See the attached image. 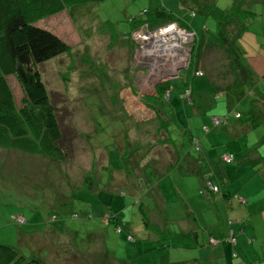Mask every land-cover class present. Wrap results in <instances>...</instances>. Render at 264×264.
<instances>
[{
  "label": "rangeland",
  "instance_id": "1",
  "mask_svg": "<svg viewBox=\"0 0 264 264\" xmlns=\"http://www.w3.org/2000/svg\"><path fill=\"white\" fill-rule=\"evenodd\" d=\"M206 2L103 0L77 4L67 12L36 22V26L56 35L69 47L67 52L38 66V71L50 104L58 115L64 145L71 159L69 162H48L0 149V244L15 249L25 260L39 259L44 264H119V259H126L131 264L140 252L146 257L151 256L146 249L131 251L132 243L121 239L115 225L109 224L107 219L116 217L124 232L128 230L136 241L146 240L147 234L154 235L145 228L138 210L139 203L146 204L151 198L147 185H143L146 179L155 181V184L151 183L157 187L154 190L161 193L164 207H169L168 220L186 203L179 190L182 195H200L204 190L200 184L195 191L191 187L183 189L174 178L178 176L161 178L157 171L161 163L146 162L139 167L141 175L146 177H137L136 160L167 157L165 148L160 145L165 135L158 131L152 137L148 129L130 135L133 129L140 130V124L126 112L125 106L135 112L132 105L140 107L142 100H147L148 105L160 111L168 135L177 147L188 150V138L183 131L190 130L204 139L200 143L201 154L209 157V152L212 158L227 152L228 134H221L218 144L205 138L224 127L231 131L236 107L228 108L227 103L231 100L225 97V91L217 100V90L208 77L196 76L193 100H200L210 108L202 116L194 115L184 99L181 100L183 81L180 71L187 66V59L184 65L181 64L183 57L167 62L166 72L153 69L149 72V80L146 72L140 71L134 63L129 20L142 15L145 10L163 7L178 18L189 16V22L194 25L196 20L192 15L200 17L198 11ZM219 5H222L221 0ZM142 17L146 18V15ZM127 38L130 42L125 41ZM135 61H138L136 55ZM157 76H163V82L171 80L168 99L165 96L151 98L156 84L161 81ZM256 77L257 83L251 87L253 92L258 88L259 79V89L262 83L261 77ZM140 78L147 80L148 86L146 82L140 86ZM133 79H136L134 85L142 97H139L140 102L137 99V104L128 106L130 94L123 89L135 92ZM7 82L19 105L23 95L21 88L13 76H9ZM237 110L243 112L245 106L240 104ZM151 115L150 112L146 116L137 114V118L147 119ZM210 115H228L229 125L213 127ZM158 123L156 120L155 125ZM203 126L209 128L208 133L202 132ZM263 133L264 126H260L248 139L254 141ZM148 143L155 147L147 146ZM230 165L237 166V159ZM156 171L158 175L154 173ZM18 217L25 222L19 224Z\"/></svg>",
  "mask_w": 264,
  "mask_h": 264
},
{
  "label": "crops",
  "instance_id": "2",
  "mask_svg": "<svg viewBox=\"0 0 264 264\" xmlns=\"http://www.w3.org/2000/svg\"><path fill=\"white\" fill-rule=\"evenodd\" d=\"M219 1L207 0L206 4L201 5L202 8L198 11L200 17L192 15L196 23L193 25L187 18L188 24L191 31L196 34L200 32L209 33L223 41L231 54H239L245 58L246 65L255 77H261L260 89V79L258 78V90L255 89V92H250V96L254 97L255 101L258 100L257 111L262 124L253 127L250 126L249 121L232 116L231 131L228 127H224L221 131L212 133L205 138L209 142L218 144L217 142L221 140V134L226 132L228 134V141L225 143L227 152H221L216 158H212L207 152L209 157H205L201 154L202 149L200 148L199 153L204 158L206 166L208 164L206 172L211 169L214 162L220 161L222 154H232L234 159H237V166L226 165L224 169L228 198H224L221 192L214 194L205 191L200 195H182L179 190L181 198L186 199V203L184 202L182 209L178 210L171 220H168L169 207H164L161 193L154 190L156 185L153 186L151 183L155 184V181L146 179L143 182V185H147L149 198H152L145 204L150 217V228L147 230L153 232L155 236L152 237L147 234V239L141 241H136L134 237V242H130L133 245L129 247L130 250L140 252L146 249L151 253V256L146 257L140 252L137 259L133 260L131 264H264V133L254 141L248 139L250 133L253 134L257 128L264 126V0H231V3L229 0H221V6ZM209 3H214L220 10H226L235 5L240 8L243 15L236 16L229 23L218 20L204 11L203 7L208 6ZM256 22L258 24L254 25ZM251 26L253 27L251 28ZM227 54L221 47L207 45L196 75L206 76L213 85H218L216 75L218 70L228 64L229 57ZM142 70L140 69V71ZM140 71L139 74L142 77L143 74ZM143 79L140 78V86H143L142 84L145 82L148 86L147 80ZM181 79L183 82L185 81L183 76ZM134 81L136 79H133L135 92L128 88L123 89L124 91L127 89L130 94L128 106L133 103L137 104V99L142 97L141 92L135 87ZM169 90L171 91V86ZM225 92H227L225 97L231 100L230 103H227L228 108L236 107L235 113H238L237 109L240 107L243 98V90L235 88L233 85L229 86ZM170 95L171 93L168 94L169 97ZM153 96L151 98L156 97L155 94ZM122 97L121 99L124 100ZM217 97L220 100L221 94H217ZM146 101L142 100L143 103H140V107H133L132 105V108L136 110L135 112L125 106L126 112L140 124V130L138 128L133 129L130 135L134 134L135 136L137 131L144 129L150 130L152 137L157 134L156 112ZM217 108L220 109L221 107L217 106ZM191 109L194 115L202 116L205 114L196 107ZM149 112L152 115L146 117L147 119L137 118V114L146 116ZM210 116L217 118L214 115ZM227 125H229V121L224 126ZM191 134L197 139V142L199 141L200 146L204 140L202 137L195 136L190 130L183 131V135L187 138ZM153 140L151 139V141ZM147 142L150 141L147 140ZM172 142L173 145L170 149L175 152L173 157L167 154L164 159L159 157H153V160L139 158L136 160L138 164L135 167L136 175L141 178L139 167H143L146 162L161 163L162 166L157 168L159 174L161 173L159 175L161 178L178 176L174 178L183 189L184 187H191L195 191L199 184L202 186L200 177L196 174L197 164H189L190 168L185 163V155L186 153L191 154L192 149L188 148L186 151L177 147L174 141ZM152 143L146 145H152ZM162 148L165 147L162 146ZM183 156H185L183 159L184 167L180 169L176 166L169 170V167L175 165L178 159H182ZM157 171L154 172L156 175H158ZM142 177H146V175L144 174ZM183 189L181 190L183 191ZM125 232L129 233L128 230ZM120 236L128 243L125 234ZM211 239L216 243L211 244ZM118 261L119 264H129L126 259H119Z\"/></svg>",
  "mask_w": 264,
  "mask_h": 264
},
{
  "label": "trees",
  "instance_id": "3",
  "mask_svg": "<svg viewBox=\"0 0 264 264\" xmlns=\"http://www.w3.org/2000/svg\"><path fill=\"white\" fill-rule=\"evenodd\" d=\"M101 1L103 0H0V149L15 151L30 158L48 162L70 161L69 150L64 145V132L58 115L50 104L47 90L38 71V66L67 52L69 47L56 35L39 28L35 24L47 17L64 11L67 12L74 5L88 2L99 3ZM203 9L216 19L228 23L233 21L236 16L243 15L240 8L235 5L226 10H220L214 3H209ZM142 15H146V18H143ZM142 15L129 20L131 32L141 25H147L149 28L154 29L169 23H176L182 29L191 31L187 19L190 18L189 16L178 18L170 10H166L163 7L152 11L145 10ZM125 41L130 42L128 38ZM207 45L223 48L229 57L228 64L218 70L219 72L216 75L219 83L216 86L213 85L215 90H217L216 95H220L229 86L234 85L235 88H240L244 93L240 104L246 107L245 111H238V113L234 114V117L249 121L250 126L253 127L262 124L257 111L258 100L256 99L257 101H255L254 97H252V100L249 99L250 92L253 93L251 87H255L257 83L255 75L246 65L245 58L242 55L231 54L223 41L214 35L211 36L209 33H195V39L190 51V62L182 74L185 81L183 82L181 100L184 99L187 107H196L202 113L209 111V105H203L200 100H193V80L197 76L196 74L201 65L200 61L203 59ZM131 46L134 48L133 43ZM9 76H13L21 88L23 95L19 105L16 103L7 82ZM170 86V81L159 84L156 87V97L165 96L168 99ZM186 93L187 95H185ZM247 99L248 102L246 101ZM155 112L156 120L159 121L157 129L165 135V140L160 145L165 147V154L173 157L175 152L170 149L172 148L173 140L167 134V126L160 118V111L155 110ZM227 116L217 117L220 122L217 125L213 123V127L226 125ZM204 127L206 126H203L201 130L207 133L209 128L206 127L207 131H205ZM75 133L74 137L76 138L78 134L76 131ZM75 138L73 139L75 140ZM188 138V148L192 149V153H186L185 163L188 167H190L189 164H197L196 174L200 177L202 189L204 192L207 191L214 194L221 192L224 198H228L224 169L226 165L234 162V156L232 154H222L220 161L214 162L211 169L206 172L208 164L206 166L204 158L199 153V141L197 142V139L192 134ZM167 147L170 148L167 149ZM223 155L231 156L232 161L230 163L223 162L221 159ZM185 156L182 159L179 158L175 165L169 167V170L176 166L180 169L183 168ZM208 183L212 187H216L217 191L213 192L209 188ZM138 208L145 222V228L149 229L150 217L146 205L139 203ZM107 222L114 224L119 234H125L116 217L107 219ZM125 235L129 243L134 242L133 235L130 233ZM0 264L44 263L34 258L25 260L15 249L0 244Z\"/></svg>",
  "mask_w": 264,
  "mask_h": 264
},
{
  "label": "built area",
  "instance_id": "4",
  "mask_svg": "<svg viewBox=\"0 0 264 264\" xmlns=\"http://www.w3.org/2000/svg\"><path fill=\"white\" fill-rule=\"evenodd\" d=\"M129 38L134 44V63L137 64V67L146 72L150 80L149 72L152 73L155 68H157V71L166 72L164 68H166L167 62L171 61V59L183 57L184 63L182 62L181 64L184 65L186 63L188 53H190L192 43L195 39V33L182 29L176 23H169L154 29L149 28L147 25H141L131 32ZM169 48H172L173 52H168ZM175 49H179L178 53L174 52ZM135 55L139 62L135 61ZM173 69L176 70V68ZM163 76H157V79L162 80L161 78ZM187 93L185 95H187ZM212 121L214 125L220 122L217 118H213ZM203 129L207 131L206 127ZM221 159L225 163H230L232 161V157L227 155H223ZM208 186L213 192L217 191V188L212 187L209 183ZM16 221L19 223L24 222L23 218L20 217L16 218ZM232 241L234 242L233 239ZM210 243L215 244L216 241L211 239Z\"/></svg>",
  "mask_w": 264,
  "mask_h": 264
},
{
  "label": "flooded vegetation",
  "instance_id": "5",
  "mask_svg": "<svg viewBox=\"0 0 264 264\" xmlns=\"http://www.w3.org/2000/svg\"><path fill=\"white\" fill-rule=\"evenodd\" d=\"M186 67H188V65L185 66V67H183V69H185ZM183 69H181V71H180V69H179V71H180L181 74H183V72L186 70V69H185V70H183ZM164 80H165V79H164ZM166 82H167V81H166ZM160 83H163V80H161ZM156 86H158V85H156ZM154 94L156 95V90H155Z\"/></svg>",
  "mask_w": 264,
  "mask_h": 264
},
{
  "label": "water",
  "instance_id": "6",
  "mask_svg": "<svg viewBox=\"0 0 264 264\" xmlns=\"http://www.w3.org/2000/svg\"><path fill=\"white\" fill-rule=\"evenodd\" d=\"M190 54V53H189ZM189 63V55H188V59H187V64ZM185 69H187V67L185 68ZM185 69H183V70H185ZM177 76H174V78H176ZM173 79V78H172ZM159 84H161L160 82L159 83H157L156 85H159Z\"/></svg>",
  "mask_w": 264,
  "mask_h": 264
},
{
  "label": "bare ground",
  "instance_id": "7",
  "mask_svg": "<svg viewBox=\"0 0 264 264\" xmlns=\"http://www.w3.org/2000/svg\"><path fill=\"white\" fill-rule=\"evenodd\" d=\"M168 52H173V49L172 48H169V51ZM174 52H178V49H175V51ZM171 60H173V59H171ZM171 63V62H170ZM178 63V62H177ZM161 73V72H160Z\"/></svg>",
  "mask_w": 264,
  "mask_h": 264
}]
</instances>
